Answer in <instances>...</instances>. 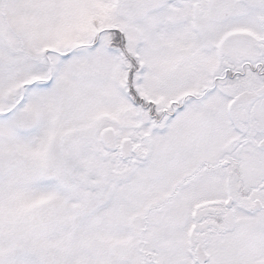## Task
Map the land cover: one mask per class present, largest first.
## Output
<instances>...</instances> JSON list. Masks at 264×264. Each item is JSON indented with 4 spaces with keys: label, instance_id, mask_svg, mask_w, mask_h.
I'll use <instances>...</instances> for the list:
<instances>
[{
    "label": "snow or ice",
    "instance_id": "snow-or-ice-1",
    "mask_svg": "<svg viewBox=\"0 0 264 264\" xmlns=\"http://www.w3.org/2000/svg\"><path fill=\"white\" fill-rule=\"evenodd\" d=\"M0 264H264V0H0Z\"/></svg>",
    "mask_w": 264,
    "mask_h": 264
}]
</instances>
